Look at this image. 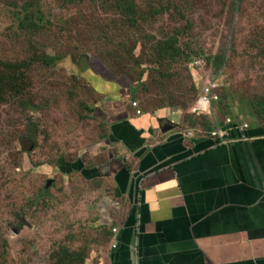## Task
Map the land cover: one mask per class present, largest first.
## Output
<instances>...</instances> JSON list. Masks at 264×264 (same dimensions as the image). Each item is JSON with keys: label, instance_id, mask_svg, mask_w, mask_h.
Returning <instances> with one entry per match:
<instances>
[{"label": "rangeland", "instance_id": "rangeland-1", "mask_svg": "<svg viewBox=\"0 0 264 264\" xmlns=\"http://www.w3.org/2000/svg\"><path fill=\"white\" fill-rule=\"evenodd\" d=\"M27 1L0 0V62L27 73L0 69V264H51L99 239L78 203L87 187L58 162L103 159L112 87L185 132L264 123V0ZM209 83L218 99L200 105Z\"/></svg>", "mask_w": 264, "mask_h": 264}, {"label": "crops", "instance_id": "crops-1", "mask_svg": "<svg viewBox=\"0 0 264 264\" xmlns=\"http://www.w3.org/2000/svg\"><path fill=\"white\" fill-rule=\"evenodd\" d=\"M120 93L112 87L100 103L103 159L79 158L67 175L87 187L86 224L116 229L84 264H264V123L234 117L223 138L166 132L164 112L137 113Z\"/></svg>", "mask_w": 264, "mask_h": 264}, {"label": "trees", "instance_id": "trees-1", "mask_svg": "<svg viewBox=\"0 0 264 264\" xmlns=\"http://www.w3.org/2000/svg\"><path fill=\"white\" fill-rule=\"evenodd\" d=\"M123 1V0H122ZM24 6V10H27L29 7V3L27 0H24L23 3ZM126 10L128 11H132L134 9L137 8V5L135 3H131L129 7H124ZM44 14L41 10H39V14L38 17L36 19V21H34L33 23L36 24H40V22L42 21ZM171 38L161 42V45L164 47L165 50L168 49H172V46L169 42ZM175 50H177L175 48ZM0 69H9L8 71L13 72L14 77L15 76H24L25 80H27V73L26 71L23 70V67L21 65H16V64H11V63H6V62H0ZM86 71V70H85ZM22 80H24L22 77H20ZM0 79H1V75H0ZM215 92L217 93V89L215 90ZM262 109H264V104H260ZM258 105V106H260ZM259 108H257L258 110ZM233 121H235L233 119ZM77 161V160H76ZM67 161V160H62L60 162H58V167L61 170V175H70V173L74 172V171H79L80 166L82 165L79 161ZM68 168H71L70 170H68ZM23 169L24 170H30L31 167H29L28 162H24L23 165ZM84 172V171H83ZM85 175H87V173L84 172ZM68 184V183H67ZM65 184V185H67ZM63 183V187L65 186ZM79 187V186H78ZM70 192V191H68ZM23 226H26V223H23L22 226H20V228H18V233H20V231L22 230ZM102 228H104V225H102ZM113 229H111V232H105L104 230H101V232L99 233L98 237L99 239L96 240L94 242V244L90 247V249L88 250L86 247H84V249H82L80 251V247L79 248H73L69 245L66 246H62L60 248V250L56 251V253L52 254V263L51 264H84L86 261V258L88 257L90 250L93 251V249H98L100 247H103L102 244L108 242L109 239L105 238L107 234H112ZM88 250V252H87ZM60 259V260H59Z\"/></svg>", "mask_w": 264, "mask_h": 264}, {"label": "built area", "instance_id": "built-area-1", "mask_svg": "<svg viewBox=\"0 0 264 264\" xmlns=\"http://www.w3.org/2000/svg\"><path fill=\"white\" fill-rule=\"evenodd\" d=\"M216 87H217V85L212 84V83H209L207 86H205V88L202 91L201 96L199 97V104L200 105L209 104V103H212V101L218 99L217 93L215 92ZM133 105L136 106V102H134ZM137 113H141V110L137 109ZM227 121H228V123L226 125L227 126L232 125V128H230V129H233L234 122L232 121V119L227 118ZM241 127L246 129L248 127V123L241 124ZM222 130H223V128L218 127L216 130H214L211 133L212 137L217 136V138H223L224 132ZM113 232H116V229H113Z\"/></svg>", "mask_w": 264, "mask_h": 264}, {"label": "water", "instance_id": "water-1", "mask_svg": "<svg viewBox=\"0 0 264 264\" xmlns=\"http://www.w3.org/2000/svg\"><path fill=\"white\" fill-rule=\"evenodd\" d=\"M160 128H162L163 131L169 132L171 129H173V125L170 122L166 121L160 126ZM49 184L50 183H48V185ZM16 232H17V230H16Z\"/></svg>", "mask_w": 264, "mask_h": 264}]
</instances>
